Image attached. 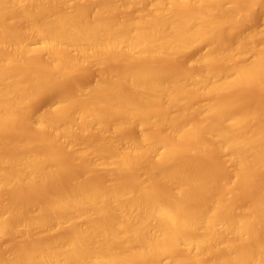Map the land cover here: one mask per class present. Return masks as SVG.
Instances as JSON below:
<instances>
[{"label":"bare ground","instance_id":"1","mask_svg":"<svg viewBox=\"0 0 264 264\" xmlns=\"http://www.w3.org/2000/svg\"><path fill=\"white\" fill-rule=\"evenodd\" d=\"M73 2L0 0V264H264V0Z\"/></svg>","mask_w":264,"mask_h":264},{"label":"rangeland","instance_id":"2","mask_svg":"<svg viewBox=\"0 0 264 264\" xmlns=\"http://www.w3.org/2000/svg\"><path fill=\"white\" fill-rule=\"evenodd\" d=\"M70 3H75V2H73V0H68ZM75 1H77V0H75ZM248 5V4H247ZM226 6L227 7H229L230 6V3H227L226 4ZM251 11H252V13H253V18H252V22L250 23V25L247 27V31H250L251 29L252 30H255V31H257V32H263L264 30V18H263V16H264V2L262 3V5H260L257 9H251ZM225 37L228 39L229 38V36L227 35V34H225ZM262 42H264V41H262ZM261 42V43H262ZM206 47L205 46H201V47H199L198 49H196V50H194V51H192V52H190L186 57H187V59H193V58H195L196 56H198L199 54H202V53H204L205 51H206ZM250 55V54H249ZM249 55H247L246 56V59L247 60H250L251 59V55L249 56ZM190 59V60H191ZM38 61V62H37ZM36 61V64L37 65H39L40 66V60H37ZM41 62H42V60H41ZM42 65V64H41ZM118 68H120V69H124V65H119V66H117ZM87 74V73H86ZM85 75V74H84ZM82 76L81 78L82 79H84L85 78V76L87 77V76H90L89 78L92 80V82H90L91 84L93 83V80H94V77H92L93 75H91V73H89L88 75H85V76ZM92 77V78H91ZM89 78H87L88 80L87 81H85L86 83L88 82V84H90L89 83ZM84 80H86V78L84 79ZM253 90V91H252ZM252 91V92H251ZM251 91L249 90L248 91V94H249V92H250V95L248 96V94H244V96L246 97V95H247V97L248 98H245V99H247V100H249V97H250V99H251V101H249L250 103L251 102H253V104H255L256 103V101L257 100H259L258 98L260 97V91L258 90V89H256V88H253V89H251ZM244 93V92H243ZM242 93V94H243ZM241 94V95H242ZM47 107V103L44 101V102H42V104H39L38 106H37V108H36V110H35V113L36 114H38V113H40V112H42L45 108Z\"/></svg>","mask_w":264,"mask_h":264}]
</instances>
